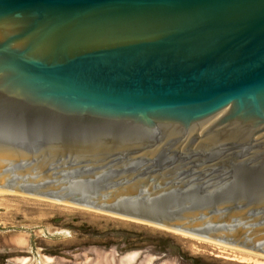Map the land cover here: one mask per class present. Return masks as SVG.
<instances>
[{
    "label": "water",
    "instance_id": "95a60500",
    "mask_svg": "<svg viewBox=\"0 0 264 264\" xmlns=\"http://www.w3.org/2000/svg\"><path fill=\"white\" fill-rule=\"evenodd\" d=\"M264 254V0H0V193Z\"/></svg>",
    "mask_w": 264,
    "mask_h": 264
},
{
    "label": "rangeland",
    "instance_id": "374dc122",
    "mask_svg": "<svg viewBox=\"0 0 264 264\" xmlns=\"http://www.w3.org/2000/svg\"><path fill=\"white\" fill-rule=\"evenodd\" d=\"M23 194L0 193V264H259L201 236Z\"/></svg>",
    "mask_w": 264,
    "mask_h": 264
},
{
    "label": "bare ground",
    "instance_id": "6f19581e",
    "mask_svg": "<svg viewBox=\"0 0 264 264\" xmlns=\"http://www.w3.org/2000/svg\"><path fill=\"white\" fill-rule=\"evenodd\" d=\"M6 192H12V191H9L7 190ZM26 194V193H24ZM23 194V195H24ZM31 195V194H30ZM33 196H36V195H33ZM41 197V196H39ZM45 198V197H44ZM58 201V200H57ZM63 202V201H62ZM73 204V203H72ZM78 205V204H76ZM97 210V209H95ZM105 212V211H104ZM109 213V212H108ZM112 214V213H111ZM120 216V215H119ZM124 217V216H123ZM137 220V219H136ZM142 221V220H140ZM145 222V221H143ZM154 224V223H153ZM155 225H158V224H155ZM160 227H164V228H167V229H173V230H176L177 232L179 231H182L183 233H185L186 231H183V230H178V229H174V228H169V227H165V226H162V225H159ZM185 234H190V235H193V236H201V235H198V234H194V233H191V232H186ZM203 237V238H202ZM201 239H204V240H207L209 242H212L213 244L217 245L218 248L220 246V248H224V250L227 248L229 250H231V252H236V251H240L241 253H246L248 254L250 257H248L247 259L249 260H252L254 262H257L259 264H264V254H260V253H257V252H254V251H250V250H247V249H243V248H240V247H237V246H233V245H230V244H227V243H223V242H220V241H217V240H213V239H210V238H207V237H204V236H201L199 237ZM21 242H26L23 238L22 240H20ZM48 258V257H46Z\"/></svg>",
    "mask_w": 264,
    "mask_h": 264
}]
</instances>
